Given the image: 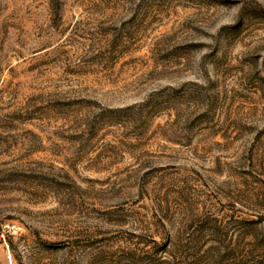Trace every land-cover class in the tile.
<instances>
[{
  "label": "rangeland",
  "instance_id": "374dc122",
  "mask_svg": "<svg viewBox=\"0 0 264 264\" xmlns=\"http://www.w3.org/2000/svg\"><path fill=\"white\" fill-rule=\"evenodd\" d=\"M0 264H264V0H0Z\"/></svg>",
  "mask_w": 264,
  "mask_h": 264
}]
</instances>
